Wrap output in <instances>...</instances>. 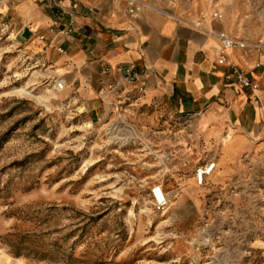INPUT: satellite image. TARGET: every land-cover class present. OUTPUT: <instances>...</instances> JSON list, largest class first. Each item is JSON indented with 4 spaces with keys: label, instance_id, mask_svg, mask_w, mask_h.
Segmentation results:
<instances>
[{
    "label": "rangeland",
    "instance_id": "obj_1",
    "mask_svg": "<svg viewBox=\"0 0 264 264\" xmlns=\"http://www.w3.org/2000/svg\"><path fill=\"white\" fill-rule=\"evenodd\" d=\"M145 1L175 15L194 0ZM233 1L234 21L250 22H235L233 33L261 37L264 0ZM5 3L0 0V264H264V156L246 158V170L220 199L215 185H196V167L188 170L195 186L180 202L176 185L165 188L170 173L163 153L137 151L147 145L130 121L119 128L111 127L114 114L78 117L85 110L53 89L66 70L12 30ZM167 141L152 144L164 148ZM157 184L171 200L163 213L150 195ZM20 242L28 250L19 255Z\"/></svg>",
    "mask_w": 264,
    "mask_h": 264
},
{
    "label": "crops",
    "instance_id": "obj_2",
    "mask_svg": "<svg viewBox=\"0 0 264 264\" xmlns=\"http://www.w3.org/2000/svg\"><path fill=\"white\" fill-rule=\"evenodd\" d=\"M50 1L6 0V21L23 41L40 48L46 60L54 58L52 66L66 70V98L75 110H85L78 117L104 118L106 113L109 117L117 99L111 96L103 101L100 92L107 83L119 82V67L153 69L146 94L140 95L135 85L130 87L122 109L135 127L138 142L147 145L137 151L163 153L170 173L165 188L176 185L180 202L184 192L195 186L186 173L198 167L196 159L216 163L207 183L215 185V198L220 199L225 190L233 189L235 175L246 170V158L264 156V55L235 49L228 56L230 63L259 84L256 92L229 83L225 75L230 68L217 65L219 42L192 26L211 9V2L194 0L175 15L146 8L130 17L124 0H60L62 8L54 10L47 8ZM233 2L225 1L223 21L207 20L204 27L235 34ZM58 16L72 21L74 31L52 43L49 29ZM236 23L250 26L248 20ZM260 29L264 30V20ZM42 35L45 41L40 40ZM102 63L112 67L110 75L103 73ZM257 63L260 68H255ZM160 139L169 140L167 147L152 144ZM261 200L264 203V191Z\"/></svg>",
    "mask_w": 264,
    "mask_h": 264
},
{
    "label": "built area",
    "instance_id": "obj_3",
    "mask_svg": "<svg viewBox=\"0 0 264 264\" xmlns=\"http://www.w3.org/2000/svg\"><path fill=\"white\" fill-rule=\"evenodd\" d=\"M119 2L121 0H115ZM126 2L127 12L130 17H136L141 14L149 5L145 0H124ZM209 1L213 5L210 9V13L202 12L200 19L192 24V26L202 31L210 36L216 38L219 42L218 49V66H227L230 71L225 75V79L229 83H235L242 88L256 92L259 89V84L253 80V78L248 74L247 71L232 64L228 60L229 53L235 49L241 50L246 54H258L264 55V35L256 39L241 38L232 34L229 31H215L214 29H207L204 27V23L207 20L214 22H221L224 20L225 15L223 9L218 4L217 0H204ZM215 1V3H214ZM47 8L49 9H61L60 0H51L47 3ZM50 33L54 35L55 40L58 37H69L74 31V23L72 21L65 22L63 17L58 16L53 25L49 29ZM40 40L45 41L46 37L42 35ZM61 51V49H59ZM93 53V52H92ZM103 64V73L105 75H110L112 73V67L107 64ZM255 68H260V64L257 63ZM117 73L121 74L119 82L107 83V85L101 90L100 95L103 101H107L111 96L116 97L117 104L111 105L109 114H114L116 117L115 121L111 124V127L118 126L123 127V124L128 121L125 117V110L122 107L126 104V94L130 92V87L136 86V90L140 95H144L148 89V82L153 75V69L151 67H146L144 70L139 71L136 65H129L127 67H119ZM124 85H123V84ZM57 92H62L65 90V82L57 80L55 82L54 88ZM123 95V96H122ZM128 124V123H127ZM131 132L135 130V127L131 125ZM119 140H124L125 138H116ZM186 166V164H185ZM216 163L210 161L206 164L200 165L194 170V180L198 187H203L206 185L207 179L213 175L215 171ZM150 195L152 198V204L155 211L163 213L169 209L171 206V200L169 194L165 191L162 185H153L150 189Z\"/></svg>",
    "mask_w": 264,
    "mask_h": 264
},
{
    "label": "trees",
    "instance_id": "obj_4",
    "mask_svg": "<svg viewBox=\"0 0 264 264\" xmlns=\"http://www.w3.org/2000/svg\"><path fill=\"white\" fill-rule=\"evenodd\" d=\"M17 250H18V254L20 255V254H23V253L27 252L26 250H28V249L25 248V250H24V248H23V244L20 242V243L17 245Z\"/></svg>",
    "mask_w": 264,
    "mask_h": 264
}]
</instances>
